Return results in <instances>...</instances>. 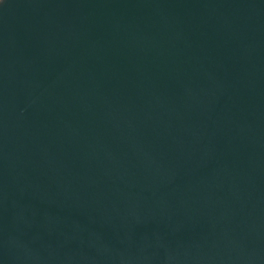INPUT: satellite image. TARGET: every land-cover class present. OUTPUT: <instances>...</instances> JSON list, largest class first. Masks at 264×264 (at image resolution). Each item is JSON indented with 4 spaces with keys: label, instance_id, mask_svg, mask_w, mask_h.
Listing matches in <instances>:
<instances>
[{
    "label": "water",
    "instance_id": "1",
    "mask_svg": "<svg viewBox=\"0 0 264 264\" xmlns=\"http://www.w3.org/2000/svg\"><path fill=\"white\" fill-rule=\"evenodd\" d=\"M0 264H264V0H0Z\"/></svg>",
    "mask_w": 264,
    "mask_h": 264
}]
</instances>
